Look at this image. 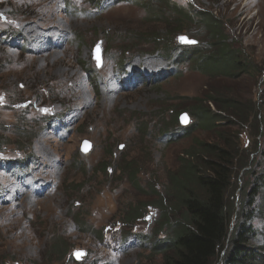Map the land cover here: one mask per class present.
Instances as JSON below:
<instances>
[{
	"label": "rangeland",
	"instance_id": "1",
	"mask_svg": "<svg viewBox=\"0 0 264 264\" xmlns=\"http://www.w3.org/2000/svg\"><path fill=\"white\" fill-rule=\"evenodd\" d=\"M138 1L0 0V191L8 198L0 204V264H161L148 245L129 235L154 233L160 221L156 202L164 199L165 187L174 195L169 172H178L195 138L210 139L202 129L178 138L179 116L187 113L189 126H198L196 105L207 106L219 89L243 105L263 104L264 0ZM174 7L195 17L184 25L187 30L178 27L170 35L168 24L182 19L173 17ZM203 11L221 18L228 43L255 65L237 82L193 71L187 59L182 66L175 62L189 47L202 46L205 57L213 50L196 16ZM62 34L69 41L52 49ZM183 38L196 45L183 44ZM100 42L102 63L94 55ZM131 69L158 76L125 91L117 75ZM59 118L71 121L61 141L46 127ZM234 130L241 152L253 155L250 167L236 176L231 201L239 214L250 189L259 193L254 225L260 234L253 243L259 247L264 245V136L245 151L248 132ZM164 135L171 136L170 143L161 141ZM84 141L93 145L88 155L81 152ZM16 163L42 169L39 177L56 182V192L35 197L18 191L8 172ZM129 165L138 172V189L131 173H124ZM141 203L143 215L132 222L127 211ZM58 239L64 241L50 243ZM60 242L68 244L69 253L84 251L83 261L55 256L48 262L46 254Z\"/></svg>",
	"mask_w": 264,
	"mask_h": 264
},
{
	"label": "trees",
	"instance_id": "2",
	"mask_svg": "<svg viewBox=\"0 0 264 264\" xmlns=\"http://www.w3.org/2000/svg\"><path fill=\"white\" fill-rule=\"evenodd\" d=\"M140 1L146 4L153 2ZM151 11L153 18L157 19L159 15L156 10L152 7ZM172 15L174 18L181 16L182 19L176 20V24H168L172 29L168 31L170 35L178 31V27L183 32L187 30L184 25L192 23L195 17L191 12L177 7L173 8ZM196 16L202 25L201 31L207 33L208 41L211 40L213 50L205 57L202 46L186 48V57L175 59L178 66H182L187 59L192 63L193 71H206L212 78L219 77L231 82H237L235 79L251 72L255 65L228 43V36L222 31L221 18L204 11L197 12ZM153 42L157 45L156 38ZM226 85L222 84V87ZM206 103L207 106L198 102L195 107L198 126L181 129L187 137L202 129L208 132L210 139L195 138L190 153L178 162V172H169L171 176H168V182L173 187L174 195L170 197L169 187H165L164 199L158 200L154 206L160 218L158 228L150 236L140 235L139 240L148 245L153 256L161 258V264H264V246L253 244L258 231L254 227L255 212L250 208L256 204L259 193L250 189L239 214L231 201L239 184L236 176L249 166V158L253 154L241 152L239 137L235 140L233 132H236L234 129H238L240 134L248 132L249 145L245 151L253 150L257 138L264 136V116H260L264 115L261 113H264V101L259 107L252 102L243 105L237 98H230L219 89ZM210 105H214V110ZM124 173H131L132 185L138 189L136 167L126 166ZM139 193L146 196L143 191ZM170 198L174 200L173 203ZM144 207L142 203L138 208L132 207L127 211L132 214L129 219L137 222L140 219L138 216L143 215ZM172 214H175L173 218ZM235 216L241 219L231 232L230 226ZM56 241L64 240L50 243ZM66 244L63 247L60 242L58 248L55 246L53 252H48L47 256L43 253L42 257H48V262H52L55 256L59 260L68 257L73 261Z\"/></svg>",
	"mask_w": 264,
	"mask_h": 264
},
{
	"label": "clouds",
	"instance_id": "3",
	"mask_svg": "<svg viewBox=\"0 0 264 264\" xmlns=\"http://www.w3.org/2000/svg\"><path fill=\"white\" fill-rule=\"evenodd\" d=\"M184 114H187V113H182L180 116H179V118H178V124L180 125V117L182 116V115H184ZM191 115V114H190ZM192 116V115H191ZM180 127H181V125H180ZM188 127H190V126H187V127H184V128H188ZM182 128V127H181ZM181 128H179V127H177V129L178 130H180V133L181 134H178V138H180V137H182V136H185L184 135V132L182 131V129ZM165 134H167V133H165ZM191 136V135H190ZM190 136H188V137H190ZM171 140V136L170 135H164V136H162V138H161V141L162 142H164V143H167V142H171L170 141ZM253 155V154H252ZM251 155V156H252ZM250 163V162H249ZM250 167V164H249V166L247 167V168H249ZM239 197H237L236 196V199H238ZM251 209H252V211H255V209H256V205H254V206H252V207H250ZM251 211V212H252ZM250 212V213H251ZM148 215V213H146L145 215H144V218L146 217ZM236 216H235V218H234V220L233 221H235L236 220ZM149 220H150V217H149ZM233 223V222H232ZM232 225V224H231ZM234 226H235V224L231 227V232L232 231H234L233 229H234ZM257 230V229H256ZM263 233H264V231H263ZM154 234V233H153ZM259 234V233H258ZM140 235H142V236H150V233H142V232H138V233H135V234H130L129 235V237L133 240V241H135V239L136 240H138L139 241V244H141L143 247H145L146 245L144 244V243H142L140 240H139V236ZM264 235V234H263ZM259 247H263V245L262 246H259ZM79 253H83L84 254V256L86 255V253L84 252V251H78ZM152 253V252H151ZM71 254H72V252H71ZM73 259V258H72ZM73 262H74V259H73ZM75 262H77V261H75ZM77 263H81V262H77Z\"/></svg>",
	"mask_w": 264,
	"mask_h": 264
},
{
	"label": "water",
	"instance_id": "4",
	"mask_svg": "<svg viewBox=\"0 0 264 264\" xmlns=\"http://www.w3.org/2000/svg\"><path fill=\"white\" fill-rule=\"evenodd\" d=\"M182 41H183V44H186V45H188V44L195 45L196 44V42L189 41L187 38H183ZM94 51H95V53H94L95 59L98 62L102 63L101 59H102V51L103 50H102V43L101 42L97 44V46L95 47ZM91 150H92V144H90L89 142L85 141L84 144H83L82 153L84 155H88L91 152ZM82 255H84V254L83 253L76 254V256H82ZM78 261H79V258H78Z\"/></svg>",
	"mask_w": 264,
	"mask_h": 264
}]
</instances>
